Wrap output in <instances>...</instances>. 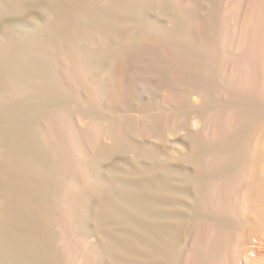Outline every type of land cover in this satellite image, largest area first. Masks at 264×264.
Wrapping results in <instances>:
<instances>
[{
  "label": "bare ground",
  "instance_id": "bare-ground-1",
  "mask_svg": "<svg viewBox=\"0 0 264 264\" xmlns=\"http://www.w3.org/2000/svg\"><path fill=\"white\" fill-rule=\"evenodd\" d=\"M243 254L264 264V0H0V264Z\"/></svg>",
  "mask_w": 264,
  "mask_h": 264
},
{
  "label": "rangeland",
  "instance_id": "rangeland-1",
  "mask_svg": "<svg viewBox=\"0 0 264 264\" xmlns=\"http://www.w3.org/2000/svg\"><path fill=\"white\" fill-rule=\"evenodd\" d=\"M245 5H246V0H245ZM241 9H242V11H241V12H242V14H241V17H242V18L240 17L239 20L243 19L244 16H242V15H244V13H246L245 8H244V9L241 8ZM241 9H240V10H241ZM234 10H235V9H234ZM236 10H237V9H236ZM234 13H235V16H236V12H234ZM234 20H235V18H234ZM237 21H238V20H237ZM241 22H242V21H241ZM241 22L239 21V22L237 23V26H238L239 24L241 25V24H242ZM238 30H239V28L236 30V33L238 32ZM229 69H230V67H228L226 71H227V72L230 71ZM252 241H253V240H252ZM241 256H242V257H240V258L238 259V260H240V261H238V262H239L240 264H248L249 261H248V260H245V254H243V255H241ZM247 261H248V262H247ZM245 262H247V263H245ZM250 263H251V262H250ZM250 263H249V264H250Z\"/></svg>",
  "mask_w": 264,
  "mask_h": 264
}]
</instances>
